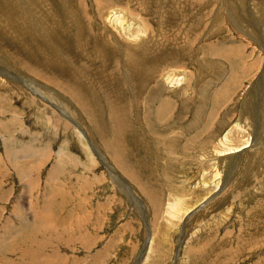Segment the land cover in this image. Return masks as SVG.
Masks as SVG:
<instances>
[{
  "label": "rangeland",
  "instance_id": "obj_1",
  "mask_svg": "<svg viewBox=\"0 0 264 264\" xmlns=\"http://www.w3.org/2000/svg\"><path fill=\"white\" fill-rule=\"evenodd\" d=\"M8 1L2 264H264V0Z\"/></svg>",
  "mask_w": 264,
  "mask_h": 264
},
{
  "label": "bare ground",
  "instance_id": "obj_2",
  "mask_svg": "<svg viewBox=\"0 0 264 264\" xmlns=\"http://www.w3.org/2000/svg\"><path fill=\"white\" fill-rule=\"evenodd\" d=\"M19 4H21V2H23V1H25V0H16ZM96 1V3L98 4V13H97V16H98V14L100 15V13L101 14H103L104 13V7H105V4H104V1L105 0H95ZM132 1V0H131ZM165 1H175V0H165ZM186 1V0H185ZM188 1V0H187ZM242 1H244V0H242ZM247 2H248V0H246ZM8 0H1V6L2 7H6L7 5H8ZM160 2H163V0L161 1L160 0ZM208 2H210V0L208 1ZM232 2V1H231ZM253 2V1H252ZM109 3V2H108ZM136 3V2H135ZM175 3V2H174ZM189 3V2H188ZM211 3V2H210ZM225 3H226V1H225ZM254 3V2H253ZM110 4V3H109ZM234 3L232 2V4H230L229 6L231 7V5H233ZM247 4V3H246ZM166 5V4H165ZM227 5H228V1H227ZM237 5V4H236ZM200 6V5H199ZM207 6V5H206ZM209 6V5H208ZM239 6V5H238ZM236 7L237 8V10L236 11H238L239 13H241V9H239L238 10V8L239 7H241V6H239V7ZM49 7V6H48ZM248 7V6H247ZM78 8V7H77ZM80 8L82 9L81 11H82V16H84V17H86V15H87V18H89V24L93 27V25H92V23L95 21H93L89 16H88V14H87V11H85L86 9H84V6H80ZM211 8V7H210ZM232 8V7H231ZM264 9V8H263ZM77 10V9H76ZM111 10V9H110ZM109 10V11H110ZM114 10V9H113ZM199 10V9H198ZM78 11V10H77ZM81 11H79V12H81ZM213 11V10H212ZM253 12V11H252ZM255 12V11H254ZM106 13V12H105ZM107 13H108V11H107ZM112 12H110L109 14H111ZM115 14H116V12H114ZM125 13V12H124ZM237 13V12H236ZM246 13V12H245ZM264 13V12H263ZM79 14V13H78ZM109 14H107L108 15V18H110V21H112V22H114L115 20H117V19H112V15H110L109 16ZM113 14V13H112ZM243 14V13H242ZM247 14L248 15H246L245 17L247 18V16H248V18H251V12H250V10H248V12H247ZM262 14V13H261ZM260 14V15H261ZM76 15V14H75ZM104 15V14H103ZM106 15V16H107ZM114 15V14H113ZM117 16L119 15V14H116ZM124 15V14H123ZM126 16H127V14H125ZM233 15H234V13H233ZM254 15V14H253ZM260 15H257V17H258V25L264 30V21L261 19V17H260ZM31 16V15H30ZM78 16V15H77ZM243 16V15H242ZM242 16H240L241 17V19H242ZM74 17V16H73ZM80 17V16H79ZM120 17H123L122 16V14H121V16ZM139 17H141V15L139 16ZM236 17V16H235ZM31 18V17H30ZM83 18V17H82ZM98 18V17H97ZM97 18H96V20H97ZM128 18V17H127ZM218 18V17H217ZM216 18V19H217ZM220 18V17H219ZM80 19V22H82L81 21V18H79ZM133 19V18H132ZM131 19V20H132ZM135 19H137V18H135ZM122 20H124L123 18H122ZM125 20H126V18H125ZM124 20V21H125ZM142 20V19H141ZM145 20V19H144ZM144 20H143V24L145 25V23L146 22H144ZM243 20V19H242ZM252 20V19H251ZM255 20H256V18H255ZM84 21V20H83ZM91 21H93V22H91ZM127 21H128V19H127ZM140 21V20H139ZM147 21V20H146ZM173 21V20H172ZM96 22H98V21H96ZM95 22V23H96ZM116 22V21H115ZM120 22V21H119ZM118 22V24H117V22L115 23V26H116V24L119 26L120 25V23ZM130 22V21H129ZM249 22H250V20H249ZM77 25H78V23H76ZM139 24V23H138ZM84 25V24H83ZM83 25H82V28H83ZM107 25H109V24H107ZM127 25V27H128V24H126ZM146 25H148V24H146ZM175 25V24H174ZM80 26V24L78 25V27ZM90 26V27H91ZM101 26L102 25H100V28H101ZM113 27H115L114 25H112ZM124 26V25H123ZM252 26V25H251ZM253 26H254V24H253ZM255 26H257L256 24H255ZM108 27V26H107ZM121 27V26H120ZM247 27V26H246ZM80 28V27H79ZM86 28V27H85ZM102 28H104L103 26H102ZM101 28V29H102ZM111 28V27H110ZM125 28V27H124ZM239 28V27H238ZM257 28V27H256ZM115 30L117 29V27L116 28H114ZM128 29V28H127ZM126 29V30H127ZM240 29H242V28H240ZM259 29V28H258ZM88 30V29H87ZM103 30V29H102ZM101 30V31H102ZM105 30V29H104ZM119 30V29H118ZM220 30V29H219ZM85 31V30H84ZM92 31V30H91ZM100 31V32H101ZM106 31V30H105ZM255 31V30H254ZM87 32V31H86ZM107 32V31H106ZM121 32V31H120ZM257 32V31H256ZM262 32V31H261ZM80 33H81V30H80ZM108 33V32H107ZM113 33V32H112ZM264 33V32H263ZM110 34V33H109ZM260 33H258V35H259ZM107 36V35H106ZM246 36V35H245ZM79 37V36H78ZM109 37H110V35H109ZM112 38H113V36H111ZM169 37V36H168ZM249 37V36H248ZM252 37V36H251ZM134 38H137V36H131V38L130 39H134ZM147 38H149V37H147ZM171 38V37H170ZM95 39H97L96 37H95ZM106 39H108V38H106ZM253 39H255V38H253ZM78 40V39H77ZM82 40V39H81ZM109 40V39H108ZM112 40V39H111ZM115 40H116V38H115ZM147 40V39H146ZM172 40H174V39H172ZM93 41V40H92ZM92 41H91V43H92ZM138 41V40H137ZM258 41V40H257ZM262 41L264 42V34H263V39H262ZM23 43V42H22ZM86 45V44H85ZM96 45H98V44H96ZM176 45V44H175ZM264 45V44H263ZM87 47V46H86ZM176 47V46H175ZM177 49V48H176ZM18 50H19V48H18ZM120 50H121V47H120ZM258 50V49H257ZM260 50V49H259ZM174 51V50H173ZM177 51V50H176ZM20 53L21 54H23L24 55V57L26 58V56H28V58L30 57V54H28V53H26V52H24V51H22V50H20ZM20 54V55H21ZM125 54V53H124ZM175 54V53H174ZM252 54V53H251ZM122 55V54H121ZM176 55H178V54H176ZM220 55V54H219ZM163 56V55H162ZM23 57V58H24ZM42 57V56H41ZM31 58V60L29 59V66L31 67V64L33 65V63H34V66H35V60H33V58L32 57H30ZM36 59V58H35ZM148 59V58H147ZM28 60V59H27ZM125 60V59H124ZM44 61V60H43ZM37 62H39V60L37 61ZM26 63V62H25ZM40 63V62H39ZM43 63V62H42ZM49 63V62H48ZM56 63V65H58V63H57V61L55 62ZM38 64V63H37ZM41 64V63H40ZM53 64V63H52ZM51 64V65H52ZM26 65V67H27V64H25ZM44 65H46V64H44ZM54 65V64H53ZM2 65L0 64V70H2V69H4V67H1ZM114 66V65H113ZM45 67V66H44ZM54 67V66H53ZM63 67V66H62ZM69 66L67 65V67H66V69H64V70H61V68L59 67V65H58V67L56 68V69H59V70H57L59 73H63V75H65V74H67V73H71V72H69L68 70L69 69H67ZM28 68V67H27ZM46 68V67H45ZM27 70H29V69H27ZM37 70V69H36ZM41 70V69H40ZM43 70V69H42ZM55 70V69H54ZM97 71V70H96ZM127 71V70H126ZM172 71V70H171ZM262 71V70H261ZM261 71L259 72V75L261 74ZM1 72H3L7 77H9V78H12V79H14L17 83H21V81L24 79V78H22L20 75H19V73L18 74H16V73H14V72H12L11 71V69L10 70H5V71H1ZM40 72V71H39ZM43 72V71H42ZM29 73H34V75H36V73H35V70L34 69H31L30 71H29ZM15 74V75H14ZM263 74H264V72H263ZM29 75V74H28ZM27 75V76H28ZM33 75V74H32ZM39 75V74H38ZM62 75V74H61ZM181 75V73L179 74V76ZM23 77H25V75H22ZM40 76L41 77H43V76H46L47 77V75H42V74H40ZM59 76V75H58ZM73 76V75H72ZM71 76V77H72ZM127 76V75H126ZM233 75H231L230 77H232ZM29 77H31L30 75H29ZM62 77V76H61ZM66 77H68V76H66ZM170 78H172V77H174V75H170L169 76ZM168 76H167V78H169ZM177 77H178V75H177ZM40 78V77H39ZM55 78V77H54ZM62 78H65V77H62ZM29 79V78H28ZM35 79V78H34ZM58 79V78H57ZM174 79V78H173ZM30 80H32L31 78H30ZM182 80V79H181ZM56 81V80H55ZM58 81V80H57ZM236 81V80H235ZM175 82H176V80H175ZM231 82H232V80H231ZM177 83V82H176ZM22 84V83H21ZM112 84V83H111ZM55 86V85H54ZM236 86V85H235ZM238 86V85H237ZM236 86V87H237ZM21 87H23V88H25V86L24 85H21ZM114 87V86H113ZM179 88V87H178ZM238 88V87H237ZM113 89H116V88H113ZM49 90V89H48ZM159 91V90H158ZM111 94V93H110ZM113 94V93H112ZM264 95V94H263ZM39 96V95H38ZM6 98V97H5ZM39 99H42L40 96H39ZM163 99H165V97L163 98ZM0 100H2V96L0 97ZM115 100V99H114ZM160 101V100H159ZM163 101V100H162ZM117 102V101H116ZM257 102V101H256ZM168 103V104H167ZM169 103L170 102H168V100H166V102H165V104H167V105H169ZM264 103V102H263ZM253 104V103H252ZM70 105V104H69ZM112 105V104H111ZM161 105V104H160ZM247 105V104H246ZM135 106V105H134ZM249 106V105H248ZM116 107V106H115ZM115 107L114 106H112V108L113 109H115ZM137 107V106H136ZM157 107V106H156ZM161 107H164V106H161ZM166 107V106H165ZM245 107V106H244ZM250 107V106H249ZM252 107V106H251ZM248 108V107H247ZM158 109L160 110V108L158 107ZM171 109V108H170ZM244 109V108H243ZM71 110V109H70ZM155 111V110H154ZM258 112H261V114H263V110L261 111H259V110H257ZM64 112V111H63ZM157 112V111H156ZM160 112V111H159ZM252 112V111H251ZM161 113H162V110H161ZM163 114V113H162ZM243 114V113H242ZM259 114V113H258ZM257 114V115H258ZM250 115V114H249ZM252 115V114H251ZM256 115V116H257ZM66 116V115H65ZM118 116V115H117ZM160 116V115H159ZM162 116V115H161ZM242 115H240L239 116V118H238V121L240 120V119H242V117H241ZM253 116V115H252ZM252 116H251V118H252ZM119 117H120V115H119ZM246 117V116H245ZM260 116L258 115V118H259ZM264 117V116H263ZM118 119V118H117ZM161 119V118H160ZM163 119V118H162ZM245 119H248V118H245ZM259 119H261V118H259ZM119 120V119H118ZM118 120H117V122H118ZM166 120V119H165ZM243 120V119H242ZM263 120V119H262ZM251 121V120H250ZM121 122H122V120H121ZM244 122V121H243ZM263 123H264V121H262ZM248 123H251V122H248ZM235 124V123H234ZM255 124V123H254ZM261 124V123H260ZM260 124H258V125H260ZM90 125V124H89ZM236 125V124H235ZM237 125H240L241 127L240 128H243L242 127V125L240 124V123H238ZM256 125V124H255ZM77 126V125H76ZM164 126V125H163ZM248 126V125H247ZM261 126V125H260ZM262 126H263V124H262ZM79 129V128H78ZM232 129V128H231ZM255 129H257L256 127H255ZM248 130H249V128H248ZM253 130V129H252ZM258 130H260V129H258ZM262 130H263V128H262ZM244 131V130H243ZM255 131V130H254ZM253 131V132H254ZM264 131V130H263ZM230 132V131H229ZM256 132V131H255ZM260 133V132H259ZM258 133V134H259ZM228 134V133H227ZM248 134H249V132H248ZM250 134H251V131H250ZM250 134L248 135V139H245V140H243V144L241 145V146H238V147H234V146H232V147H228V148H226V149H224V154H221V155H226V157H224V158H220V161L221 162H223L225 159L226 160H229V159H232V158H230V157H227V156H236L237 154H233V153H237V152H241V150L242 149H244V148H247L248 146H249V141L250 140H252V137L250 136ZM253 134V133H252ZM264 135V134H263ZM260 136H262L261 134H260ZM260 136H259V138H260ZM225 137V140L223 141V142H225L226 140H227V138L228 137H226V136H224ZM263 138H264V136H263ZM262 138V139H263ZM8 142H9V139L7 140ZM256 141V140H255ZM261 141V140H260ZM164 142V141H163ZM258 142V141H257ZM263 142V141H262ZM257 145V144H256ZM11 147V146H10ZM92 149V148H91ZM247 152V151H246ZM242 154L244 153V152H241ZM242 154H238L239 156H240V158L241 157H244V156H246V154L243 156ZM10 156H13V153L11 152V155ZM239 156H236V158L235 159H237V158H239ZM10 159V158H9ZM17 159V158H16ZM11 160H13V159H11ZM239 160V159H238ZM16 161V160H15ZM231 161V160H230ZM237 161V160H236ZM12 162H14V161H12ZM231 163V162H230ZM13 164V163H12ZM15 165H16V163H14ZM14 165V166H15ZM20 165V164H19ZM18 165V166H19ZM17 166V165H16ZM223 166V165H222ZM220 167V166H219ZM20 168H22V166L20 167ZM221 168V167H220ZM19 169V168H18ZM27 170V169H26ZM221 172V171H220ZM231 173V172H230ZM113 176H115V175H113ZM119 176V175H118ZM114 178V177H113ZM215 181V180H214ZM1 185V184H0ZM203 186V185H202ZM218 186V185H217ZM216 186V187H217ZM127 189V188H126ZM131 189V188H130ZM131 191V190H130ZM28 192V191H27ZM214 192V191H213ZM177 199V198H176ZM19 200V199H18ZM17 203V202H16ZM175 203H180L178 200H177V202H175ZM13 204V203H12ZM29 206V205H28ZM22 207V206H21ZM25 208V207H24ZM18 209V208H17ZM16 213V212H15ZM14 213V214H15ZM22 217V216H21ZM25 217H27V216H24V219H25ZM44 217V216H43ZM28 218V217H27ZM28 220H29V218H28ZM26 221V220H25ZM40 221V220H39ZM28 222V221H27ZM26 223V222H25ZM31 223V222H30ZM30 223H27L26 225H25V227L24 228H28L29 227V225H30ZM46 223V222H45ZM31 228V227H30ZM23 229V228H22ZM25 229V230H26ZM7 231V230H6ZM30 231V230H29ZM55 232V231H54ZM50 233V232H49ZM28 234V233H27ZM10 235V234H9ZM11 236V235H10ZM31 237V236H30ZM4 238V237H3ZM14 238V237H13ZM1 240V239H0ZM1 242H4V241H1ZM0 242V243H1ZM26 244V243H25ZM7 245V244H6ZM27 245V244H26ZM7 248V246H2L1 247V250H0V252H2L3 250H5ZM27 251V250H26ZM37 256V255H36ZM5 257H3L2 258V260L4 259ZM0 263L2 264V262H1V258H0ZM8 264H11L10 262L8 263ZM40 264V263H39Z\"/></svg>",
  "mask_w": 264,
  "mask_h": 264
}]
</instances>
